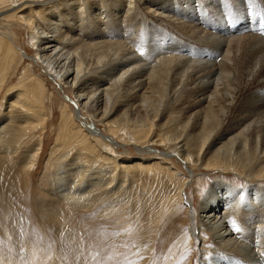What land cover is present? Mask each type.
Returning a JSON list of instances; mask_svg holds the SVG:
<instances>
[{
    "label": "bare ground",
    "instance_id": "6f19581e",
    "mask_svg": "<svg viewBox=\"0 0 264 264\" xmlns=\"http://www.w3.org/2000/svg\"><path fill=\"white\" fill-rule=\"evenodd\" d=\"M41 1L0 0V24L25 27L31 40H36V56L48 74L75 88L82 112L69 105L65 109L72 111L86 136V143L77 144L80 139L73 144L83 158L89 148L108 155L113 150L105 141L109 137L104 138L98 127L90 123L83 127V111L103 124L109 136L144 149L157 142L152 139L157 119L167 117L172 121L171 129L166 126L169 132L158 128L162 135L170 134L163 137L166 143L182 148L178 155L185 162L227 172L233 168L245 180H251L253 174L257 181L264 178V0ZM2 32L0 91L11 70L26 61L15 40ZM22 78L18 91L16 86L12 90L14 101L9 102L21 109L18 115L7 117L24 120L13 128L17 131L10 142L36 140L26 156L28 172L42 152L43 132L38 129L47 119V88L29 68ZM119 102L122 106H117ZM127 107L134 116L128 115ZM181 111L183 119L177 115ZM170 113L176 115L170 117ZM7 117L0 121V142L10 132ZM84 165L75 168L82 173L79 191L96 184L84 181ZM188 181L186 177L180 190L182 201L187 198L183 196ZM62 184H53L60 196L85 201L84 196H73L77 190L73 179ZM238 188L214 181L197 201L200 218L189 241H201L198 264H264V189L259 185ZM172 198L168 199L170 206ZM145 239L140 243L143 248L149 244ZM150 245L152 249L147 245L144 252V264L154 254L156 240ZM180 247L185 258L190 248ZM50 264L62 263L53 258Z\"/></svg>",
    "mask_w": 264,
    "mask_h": 264
},
{
    "label": "rangeland",
    "instance_id": "374dc122",
    "mask_svg": "<svg viewBox=\"0 0 264 264\" xmlns=\"http://www.w3.org/2000/svg\"><path fill=\"white\" fill-rule=\"evenodd\" d=\"M93 1L112 3V0H85L86 3ZM58 2L65 4V1ZM160 30L167 34L162 28ZM2 31H7V35L15 40L26 61L11 70L8 81L0 91V121L7 116L18 115L21 109L15 104L10 106L9 102L15 86L18 91L26 68L47 88L44 104L47 119L38 129V132H43L42 152L28 172L25 170L26 156L30 148H34L36 140L29 137L19 142L12 139L10 142L9 139L17 131L13 128L23 125L24 120H11L7 117L5 121L10 126V132L0 142V264H50L53 258L62 264H144L147 245L152 249L150 244H154L155 240L157 248L145 264H176L174 260H178V264H198L202 244L196 238L197 244H193V241L190 244L189 234L197 217L200 218L199 212L196 214L197 201L212 183L228 182L239 187V190L253 185L264 189V178L257 181L255 174L251 180L246 181L233 168L227 172L221 168H206L201 163L192 166L190 162H185L178 155L182 148H174L169 141L166 143L163 137L170 134L162 135L159 130L161 126L171 129L172 121H168L167 117L157 119L152 135V139L157 142L144 149L143 145L135 146L130 144L132 141L123 142L121 138L109 136L103 124L83 111V127L86 128L89 123L94 128L98 127L104 138L109 137L105 141L113 148L112 151L108 150L110 155L99 154L98 148H89L88 156L83 158V154H78L80 151L73 146L80 139L77 144L87 141L71 111L82 112L75 88L69 84H60L48 74L45 65L42 66L36 56V40H31L25 27L1 23L0 33ZM165 39L161 42L168 43L169 40ZM66 105L71 110L65 109ZM117 106H122V102ZM127 109L128 115L134 116L129 112L130 108ZM182 113L177 112L181 119L184 117ZM170 115L172 117L176 113ZM114 117L115 113L110 119ZM203 155L207 156L205 152ZM211 155L209 153L208 156ZM79 158L82 164H86L83 167L84 172L87 171L84 181L88 184L96 182L94 186H86L87 191H79V187H82L79 183L82 182V173L75 169L81 164ZM95 162L100 163L96 165ZM257 162L256 166L261 164ZM58 175L64 179H59ZM97 177L104 178V181L97 180ZM186 177L189 181L183 197H187L188 201L185 198L182 201L180 190ZM72 179L78 190L73 196H84L85 201L77 198L66 200L70 196L62 197L58 191L56 193L53 190V184H68ZM172 196L173 204L170 206L168 199ZM143 233L148 235L142 237ZM142 239L149 243H145L144 248L140 245ZM181 245L190 248L185 258ZM156 253L158 256L155 257Z\"/></svg>",
    "mask_w": 264,
    "mask_h": 264
}]
</instances>
